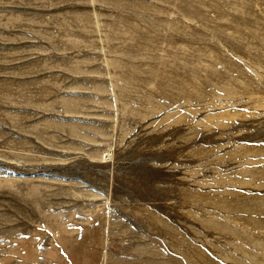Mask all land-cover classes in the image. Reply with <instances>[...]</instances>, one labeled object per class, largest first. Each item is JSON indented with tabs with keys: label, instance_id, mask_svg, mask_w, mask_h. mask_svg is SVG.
<instances>
[{
	"label": "rangeland",
	"instance_id": "1",
	"mask_svg": "<svg viewBox=\"0 0 264 264\" xmlns=\"http://www.w3.org/2000/svg\"><path fill=\"white\" fill-rule=\"evenodd\" d=\"M0 264H264V0H0Z\"/></svg>",
	"mask_w": 264,
	"mask_h": 264
}]
</instances>
